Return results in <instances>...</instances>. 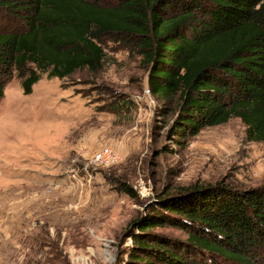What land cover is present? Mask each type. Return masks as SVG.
<instances>
[{
	"label": "rangeland",
	"instance_id": "obj_1",
	"mask_svg": "<svg viewBox=\"0 0 264 264\" xmlns=\"http://www.w3.org/2000/svg\"><path fill=\"white\" fill-rule=\"evenodd\" d=\"M104 47L106 64L97 74L78 71L63 80L43 74L30 95L16 78L5 88L0 264H125L130 225L159 193L264 183V143L248 142L238 118L177 144L168 131L172 119L162 113L167 105L150 92L135 46L109 37ZM103 147L123 160L92 166ZM153 232L172 243L187 239L171 227Z\"/></svg>",
	"mask_w": 264,
	"mask_h": 264
},
{
	"label": "trees",
	"instance_id": "obj_2",
	"mask_svg": "<svg viewBox=\"0 0 264 264\" xmlns=\"http://www.w3.org/2000/svg\"><path fill=\"white\" fill-rule=\"evenodd\" d=\"M109 37L135 46L171 140L238 118L248 142L264 143V0H0V101L14 78L30 95L43 74H97ZM168 227L187 239L153 232ZM127 238L125 264H264V183L163 191Z\"/></svg>",
	"mask_w": 264,
	"mask_h": 264
},
{
	"label": "built area",
	"instance_id": "obj_3",
	"mask_svg": "<svg viewBox=\"0 0 264 264\" xmlns=\"http://www.w3.org/2000/svg\"><path fill=\"white\" fill-rule=\"evenodd\" d=\"M122 160L123 156L121 155L120 151L110 147H103L94 154L91 164L94 167H109L112 166L114 163L120 162ZM142 195H146L145 190Z\"/></svg>",
	"mask_w": 264,
	"mask_h": 264
}]
</instances>
